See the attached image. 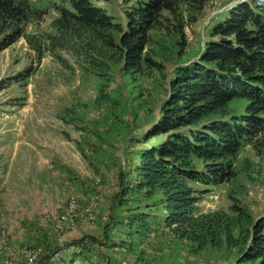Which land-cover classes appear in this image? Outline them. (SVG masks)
I'll return each mask as SVG.
<instances>
[{"label":"rangeland","instance_id":"1","mask_svg":"<svg viewBox=\"0 0 264 264\" xmlns=\"http://www.w3.org/2000/svg\"><path fill=\"white\" fill-rule=\"evenodd\" d=\"M249 1L185 9L151 33L147 52L159 68L128 76L111 62L96 69L102 77L91 72L95 56L85 38L57 22L62 8L73 9L70 0H18L26 7L22 35L0 53V264H235L252 223L264 217V131L243 148L233 181L194 185L200 212L243 210L238 247L197 253L172 235L161 193L139 190L134 170L142 151L163 141L145 136L179 68L197 60L212 29ZM93 4L126 27L132 2ZM247 105L237 98L230 112L243 115ZM141 213L146 227L132 221Z\"/></svg>","mask_w":264,"mask_h":264},{"label":"trees","instance_id":"2","mask_svg":"<svg viewBox=\"0 0 264 264\" xmlns=\"http://www.w3.org/2000/svg\"><path fill=\"white\" fill-rule=\"evenodd\" d=\"M73 9L60 10V29L86 44L94 57L91 72L118 63L128 76L159 68L147 52L151 33L167 27L170 17L185 9L203 11L211 0H125L126 27L114 22L93 0H70ZM243 2L211 31L212 40L199 58L177 71L160 116L145 139L163 138L142 151L136 166L137 188L162 195L166 229L199 253L207 247H238L235 233L245 213L234 206L223 212H200L194 185L218 186L237 176L243 148L264 131V4ZM25 5L0 0V53L22 35ZM182 20H179L183 31ZM182 24V25H181ZM118 34V40L116 38ZM102 59L106 60L103 64ZM90 71V70H89ZM104 93V90H101ZM248 102L243 115H232L230 103ZM149 216L132 218L142 227ZM235 264H264V217L252 223Z\"/></svg>","mask_w":264,"mask_h":264},{"label":"built area","instance_id":"3","mask_svg":"<svg viewBox=\"0 0 264 264\" xmlns=\"http://www.w3.org/2000/svg\"><path fill=\"white\" fill-rule=\"evenodd\" d=\"M42 253V250H41V252H40V254Z\"/></svg>","mask_w":264,"mask_h":264}]
</instances>
